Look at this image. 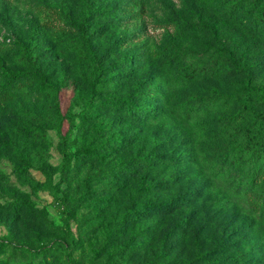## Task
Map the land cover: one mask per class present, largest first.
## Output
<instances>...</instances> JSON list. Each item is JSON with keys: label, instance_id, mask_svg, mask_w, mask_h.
<instances>
[{"label": "rangeland", "instance_id": "374dc122", "mask_svg": "<svg viewBox=\"0 0 264 264\" xmlns=\"http://www.w3.org/2000/svg\"><path fill=\"white\" fill-rule=\"evenodd\" d=\"M22 72L0 264H264V0H0V86Z\"/></svg>", "mask_w": 264, "mask_h": 264}, {"label": "trees", "instance_id": "16d2710c", "mask_svg": "<svg viewBox=\"0 0 264 264\" xmlns=\"http://www.w3.org/2000/svg\"><path fill=\"white\" fill-rule=\"evenodd\" d=\"M217 11V9H215ZM247 13V12H245ZM242 18V20L244 21H249L251 23V20L249 19V17H245V16H240ZM240 20V19H239ZM82 35H83V44L86 48V51L87 53L89 54V56H92V57H95V53H94V47L92 45V42H91V36L90 35H86L83 31H82ZM238 68L235 67H230L228 68L224 75L226 76V74L232 72L233 74L238 72ZM33 77V74L32 73H26V72H22V73H18V74H14L12 76V78L7 82V83H4L0 86V92H3V91H7V90H10L12 89L13 87H15L16 85H19L29 79H31ZM146 112L148 113L149 111L152 110V108H145ZM150 115H153L152 113H148V116ZM72 116H76V114H71L70 115V124L73 125V118ZM151 117V116H150ZM63 148H64V158H63V162L61 164V180H60V183L62 184L66 177H67V173L69 172L70 168H71V162H72V153L69 151V141L66 137H64L63 139ZM255 175V174H254ZM256 176V175H255ZM172 179V178H170ZM166 180L164 183H169V180ZM167 183V184H168ZM57 195H59V190H57ZM179 199L182 200V196L180 195H176L174 197H172L168 202H161L159 204H152L154 206H157L159 205L161 207V214H165L167 211L170 212V210L175 206V205H180L181 203L180 202H177ZM225 247V246H224ZM207 255V253H206ZM205 254L203 255H199V256H196L194 258H192V260H190V262H188L187 264H201L202 260L205 259ZM208 256V255H207Z\"/></svg>", "mask_w": 264, "mask_h": 264}]
</instances>
